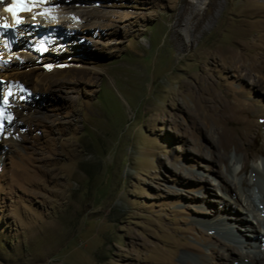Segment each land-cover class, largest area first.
Masks as SVG:
<instances>
[{
  "label": "rangeland",
  "instance_id": "obj_1",
  "mask_svg": "<svg viewBox=\"0 0 264 264\" xmlns=\"http://www.w3.org/2000/svg\"><path fill=\"white\" fill-rule=\"evenodd\" d=\"M194 1L64 0L54 16L66 45L57 41L41 57L20 52L25 65L14 68L29 67L33 77L17 75L30 101L13 102L0 127V264H172L171 255L204 264L185 248L210 254L191 226L233 245L258 226L241 212L239 195L252 186V206L264 217V177L254 171L264 167V111L256 113L264 87L239 113L259 74L235 82L205 63L216 47L235 48L247 22L260 46L249 54L264 53V18L254 23L249 6L264 0H205L196 32ZM49 75L57 82L50 90ZM208 78L215 87H205ZM230 101L238 108L223 111ZM245 129L255 144L242 143ZM222 130L239 147L227 166L209 142ZM217 216L227 225L201 221ZM240 240L264 256L257 242ZM246 254L232 252L224 264H249Z\"/></svg>",
  "mask_w": 264,
  "mask_h": 264
},
{
  "label": "bare ground",
  "instance_id": "obj_2",
  "mask_svg": "<svg viewBox=\"0 0 264 264\" xmlns=\"http://www.w3.org/2000/svg\"><path fill=\"white\" fill-rule=\"evenodd\" d=\"M9 1L10 0H0V23L7 22L10 26H16L17 23L15 22L13 17L10 16L8 13H6L5 9H4V6L8 5ZM204 1L205 0H195L194 1L195 6L190 4L194 8V12L192 13V21H193V25L195 28V32L200 28V26H202V24L205 21L203 18V15L198 13L200 5H203ZM64 3H65L64 0H46L45 3H37L34 13L21 15L20 19L22 22H24V24H26V25L30 24L31 27L35 24L43 26L44 29L45 28H51V27H57L59 25L61 27V23L59 21L60 17L55 18L54 13L58 12L64 6H66ZM249 6H250V11H252L255 14V16L257 17L255 19L254 23L260 22L261 19L264 18V6H262V7L256 6L257 8H255L254 5H249ZM43 12L45 14H43ZM69 13H70L69 15L71 17L74 16L76 18H78L82 14V13L75 14L73 12H69ZM46 15H50L52 17L48 18ZM94 15L95 14H92V16H94ZM30 17H32V18L30 19ZM260 17H261V19H260ZM238 22L241 23L242 20H238ZM261 22L263 24L260 26L258 25V26L264 32V21H261ZM63 23L66 25V28L68 25V30L70 29V31L71 30L72 31H76V30L80 31L81 27H82L80 25L78 27H74V26L71 27V25L73 23L71 21H70V23H66V21H63L62 24ZM247 23H248L247 26H245L244 24H241L238 26L239 32L235 33V36H236L235 48L234 47L233 48L228 47V46H218L213 51L206 54V57H208V61L205 63L206 66L210 65L214 68H218L219 70H221L223 73H225L227 75L235 74L234 75L235 76V78H234L235 82L247 80L248 77H250L254 72L259 74L258 79H253L249 83L252 91H250L248 93V98L246 100H242V102L241 101L238 102L239 104H242L244 101V103L242 105H245V103H247L246 107H240L238 109L239 113H247L248 111H250L249 107H250V105H252L250 101L256 100L255 96H257V93L261 94V91H260L262 89L261 87H264V53L260 52L259 54H256V52H254L253 54H249V50L255 51L258 48H260V46L256 44L257 40L255 41L253 39V37H251L252 36L251 24L249 22H247ZM227 28H229V27H227ZM234 30H236V29H234ZM232 31H233V29L231 30V33H232ZM174 33L177 36L178 40H180L181 42L184 41V44H185L186 39L183 40V36L180 33V30L178 29ZM73 35H74L73 33H70V36L73 37ZM262 37L264 38V33L262 34ZM261 43H263V45H264V41H261ZM262 49L264 50V48H262ZM5 59L9 60V64L6 66H0V72L4 76L2 78H4L5 81H7V82L13 81L17 87L18 82L19 83H20V81L23 82L22 79H19V78L17 79V75L19 76L22 73H24V75H26V78L33 77V72H32V70L29 69V67H27L24 72H18L19 70L14 68V67H24V65H25V63H23L22 61H21L22 63L20 61H17V59L18 60L21 59V54L19 51H17V52L13 51L11 54L6 55ZM19 69H21V68H19ZM46 81H48L49 90L51 89L52 85H54V87H57V82L54 79V77H52V75H49L48 78L46 79ZM235 82H233V81L230 82L229 80H227V84L225 87H233V86H235ZM205 87L210 88V87H215V85L208 78V81H207ZM237 87H242V86H241V84H238ZM212 95H214V94H212ZM213 98H214V96H213ZM233 107L238 108V105H236L234 102L230 101L229 103H223L221 108H223V111L227 112L230 110V108H233ZM263 111H264V103L258 105L256 108V113H258V114L263 112ZM5 117H6V114L0 115V127H1V124H2L3 120L5 119ZM255 122L257 123V121H255ZM251 134H252L251 130L245 129L242 131L240 130V134H238V135L241 138L242 143H244V144H246V143L247 144L248 143L249 144H255L257 142V140H256V138L255 139L253 138L251 140L250 139ZM209 140H210L209 142L215 147L216 151L219 153L220 161L223 162L227 166V164L230 161V158L228 157V153L230 152L231 148L235 147L236 150L239 149L238 144L236 143V140L234 138V135L230 132L222 130V131H218L216 133V136H214V138H210ZM243 171H244V174H246L248 172L247 165L244 167ZM254 171L260 177H264V167L263 168L254 167ZM222 182H223V179H222ZM247 186L248 185H246V187ZM249 187H250V191L248 193H244V194L239 195L240 196V202L243 206L241 209V212L246 214V215H249V216L251 215V216L255 217V219L258 222V226L257 227L251 226L252 227L251 230L246 229L245 233H240L238 235H235L237 237V244L236 245L225 243L223 240H221L217 236L213 235L212 233L205 232V231L199 229L197 226H191L189 228V230L194 231L198 234V236H197L198 240H200L203 243L211 245L210 250H209L210 254H209L208 258H207V256L203 255L201 249H199L198 247H196L194 245H186L185 246V248L188 252L196 253V254L200 255L202 257L204 264H224V262L230 258V253L241 251V250H244L247 253L246 254L247 258L245 261H247L249 264H264V256H259V254H257L256 250L253 251V247L251 246L250 243H245V241L243 242L242 240H240V238H245L246 242L249 240H253V241L258 243L257 249H263L264 248V232L262 231V226H264V217H262V219H261V215L258 214V211L254 210V207L252 206L251 200H254L255 192H253L252 186H249ZM258 192L264 201V186L261 187L258 190ZM245 218L246 217H241L240 221L243 222V219H245ZM246 219H248V218H246ZM224 220H225L224 217L217 216V218L214 217L212 219H207V220L203 219L201 221L203 223L208 224L209 226L214 227V228L215 227L220 228V226L227 225L226 223H224ZM247 231H251L252 233L248 234V233H246ZM260 240H263L261 245H259ZM222 250H225L227 253L226 254L223 253ZM169 257L172 261L174 260V262H175V259H174V257H172V255ZM174 264H177V263H174Z\"/></svg>",
  "mask_w": 264,
  "mask_h": 264
},
{
  "label": "snow or ice",
  "instance_id": "obj_3",
  "mask_svg": "<svg viewBox=\"0 0 264 264\" xmlns=\"http://www.w3.org/2000/svg\"><path fill=\"white\" fill-rule=\"evenodd\" d=\"M46 0H12L10 6L5 8V11L12 14L13 19L17 24L22 23L19 13L31 11L37 3H45ZM10 25L7 22L0 23V28L7 29Z\"/></svg>",
  "mask_w": 264,
  "mask_h": 264
},
{
  "label": "clouds",
  "instance_id": "obj_4",
  "mask_svg": "<svg viewBox=\"0 0 264 264\" xmlns=\"http://www.w3.org/2000/svg\"><path fill=\"white\" fill-rule=\"evenodd\" d=\"M23 84V83H22Z\"/></svg>",
  "mask_w": 264,
  "mask_h": 264
}]
</instances>
